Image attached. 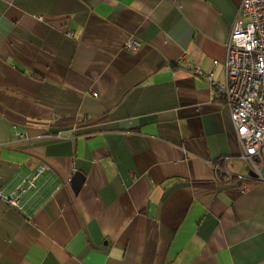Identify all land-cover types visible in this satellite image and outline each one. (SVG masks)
<instances>
[{
    "label": "crops",
    "instance_id": "obj_1",
    "mask_svg": "<svg viewBox=\"0 0 264 264\" xmlns=\"http://www.w3.org/2000/svg\"><path fill=\"white\" fill-rule=\"evenodd\" d=\"M240 2L0 0V190L48 165L30 217L0 197V264H264V181L219 179L240 146L193 71L224 79Z\"/></svg>",
    "mask_w": 264,
    "mask_h": 264
},
{
    "label": "built area",
    "instance_id": "obj_2",
    "mask_svg": "<svg viewBox=\"0 0 264 264\" xmlns=\"http://www.w3.org/2000/svg\"><path fill=\"white\" fill-rule=\"evenodd\" d=\"M141 46L137 38L125 43V48L133 52ZM225 49L223 80L215 78L218 60L213 61L208 72L199 65L193 67L195 74L207 76L211 87L224 97L240 146L238 153L220 157L213 166L220 180L231 183L242 176L226 165L230 160L240 159L247 163L256 179L264 181V0H241ZM47 168L46 163H41L25 184L11 193L0 190V197L30 217V210L42 196L38 180ZM28 191H32L30 198L25 197Z\"/></svg>",
    "mask_w": 264,
    "mask_h": 264
},
{
    "label": "water",
    "instance_id": "obj_3",
    "mask_svg": "<svg viewBox=\"0 0 264 264\" xmlns=\"http://www.w3.org/2000/svg\"><path fill=\"white\" fill-rule=\"evenodd\" d=\"M84 181H85V175L81 171H76L71 181L72 186L76 192L80 190Z\"/></svg>",
    "mask_w": 264,
    "mask_h": 264
}]
</instances>
